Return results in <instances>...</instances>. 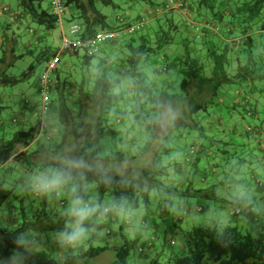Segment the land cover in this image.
I'll use <instances>...</instances> for the list:
<instances>
[{
    "label": "trees",
    "instance_id": "trees-1",
    "mask_svg": "<svg viewBox=\"0 0 264 264\" xmlns=\"http://www.w3.org/2000/svg\"><path fill=\"white\" fill-rule=\"evenodd\" d=\"M44 1L17 0L25 18L18 21L21 24L3 25L0 31V92L29 80L44 64L38 80L42 96L39 85L53 65L46 110L42 102L43 120L30 129L15 131L37 115V102L21 101L10 118L12 127L5 128L4 95L0 94V258L19 253L21 264H62L43 251L19 247L15 241L26 231L62 230L67 198L39 196L19 182L55 156L70 153L112 166L110 178L89 172L87 196L95 184L98 201L110 195L112 203L124 202L123 212L149 207L154 197L159 198L173 230L183 229L185 243L180 253L169 254L165 262L159 253L146 264H264V234L254 236L245 229L261 223L250 214L241 226L186 229L205 212L202 204L191 200L231 203L216 194L218 186H237L246 177L244 182L264 189L263 179L249 166L255 149L264 157V0H178L179 7L170 6L169 0H128L129 11L117 17L115 27L98 9L100 2L119 6L114 0H65L62 20L51 7L43 6ZM143 8L153 9L154 16L142 14ZM68 14L80 25L83 40L103 33L118 35L99 44L96 54L80 49L84 53L77 61L80 50H54L45 39L61 29ZM179 17L184 20L185 33L175 22ZM29 30L33 38L20 47L23 31ZM175 43L182 52L171 57L165 49ZM26 56L32 62L22 74L13 75V68ZM154 58V66L158 62L160 66L154 67L151 82L146 68ZM66 69L69 73L64 75ZM50 109L58 110L61 124L57 143L56 135L42 128ZM162 113H174L164 126L159 123ZM41 137L42 144L32 149ZM217 159L235 163L230 171L219 173L221 166L210 163ZM10 173H17V180L9 178ZM9 185L12 189L8 191ZM18 186L30 196L28 201L19 196L9 200ZM249 199H241L239 206L251 205ZM182 201L185 205L172 213ZM5 207L16 210V228L4 223ZM166 243L176 245L174 239ZM134 247V242L126 240L112 264H131ZM153 247L152 242L149 249ZM108 249L90 246L83 256L68 258L63 264L93 259ZM144 253L145 249L140 254Z\"/></svg>",
    "mask_w": 264,
    "mask_h": 264
},
{
    "label": "rangeland",
    "instance_id": "rangeland-1",
    "mask_svg": "<svg viewBox=\"0 0 264 264\" xmlns=\"http://www.w3.org/2000/svg\"><path fill=\"white\" fill-rule=\"evenodd\" d=\"M49 0H45L43 3V6L46 7L48 5ZM114 2L119 5H105L103 3H98V9L99 11L107 16L108 23L111 26H114L117 24V17L125 15L127 11H129V5L130 2L128 0H114ZM175 22L180 25V32L185 33L186 30L183 27L184 25V20L182 18H177ZM6 22L5 20L2 21L0 18V31L1 27L5 25ZM71 27L72 23L64 21V29L63 31L60 28H57L52 32V34L49 37H46V41L51 42V45L54 50H61L63 49V42H64V37L67 38H75V36L71 35ZM154 27V25H153ZM34 28L39 29L37 26H34ZM150 31V30H149ZM1 33V32H0ZM4 34V32H3ZM12 37V33H9V38ZM33 38V32L32 31H27L22 33L21 40H19V46L21 47L22 43L25 44L27 41ZM125 40V39H124ZM47 42V43H48ZM101 46V45H100ZM103 46V45H102ZM101 46V47H102ZM80 57L77 58V61L82 60V54L84 53V50H80ZM165 52L173 57L174 52H182V47L180 44L175 43L173 45H169L166 49ZM3 51H0V57H2ZM64 59V60H63ZM66 59L64 56L62 57L63 62H66ZM159 59V57H158ZM76 60V59H75ZM154 61L151 62V65L146 68V72L149 76V80L154 82V80L151 77V73L154 69V67H159L160 63L158 62L156 66H154ZM32 62V57L26 56L24 59L19 60L18 63L16 64V67L13 68L11 73L13 75L19 76L22 74V72L28 67V65ZM80 64V62H79ZM81 65L76 69L79 72L81 70ZM46 66L40 65L38 66L35 74L33 76L25 81V82H20L18 85L14 87H8L6 89H3L0 94H3V102H1V105L5 107L4 114L3 116L6 119H10L15 113L17 112L16 107L19 105L21 101H35L37 102V115L36 117L32 118V120L29 121V123L25 125H19L16 127L15 131H18L21 128H24L26 130L30 129L31 127L35 126L38 121L41 119L43 120V107H42V102H43V97L40 95L38 91V80L40 76L44 73ZM72 72L74 73L75 69L71 68ZM69 73V69H66V72L64 75ZM63 75V76H64ZM178 86L175 88V91L178 90ZM56 110V109H55ZM46 116V123H48L47 131H51L53 134H55L56 139L55 142L57 143L60 139V131H61V124L59 121V115H58V110L53 111L52 109L47 110V115ZM10 123V122H9ZM11 124V123H10ZM12 125V124H11ZM10 137V136H9ZM44 141V137H41L40 140L35 142L31 148H36L37 146L41 145L42 142ZM258 152H254L252 155L253 158L257 155ZM218 161H211V165L213 164H219L221 168L217 169V172L221 173L222 170H229L233 168L232 163H235L234 161L229 162H221V160L217 159ZM257 160V161H256ZM253 163V167L255 168V172L258 173L259 177L263 179L264 182V175L261 173L260 168L256 170V166L261 165V160L259 161L258 158H255L253 160H250ZM249 166H251L249 164ZM19 171V169L17 170ZM21 171V170H20ZM207 171H210L209 168H207ZM229 174V172L227 171ZM11 174V173H10ZM18 174L13 173L9 178L11 179H16ZM19 176H23L19 174ZM29 176L25 175L23 179L26 181V178ZM0 177H2V174L0 173ZM233 177V176H232ZM232 177H229V179H232ZM241 180V176L239 177ZM250 178V176H248ZM244 179H242V183H238L237 186H235L233 183L229 186L227 184L218 186L215 190L217 195H220L223 199H229L230 202L233 201L232 197H235L236 194H240L241 198H250L248 202L252 203L251 205L247 207H241L237 206L236 203L234 205L224 203V202H215V201H209V200H204L201 198H195L193 199V202L195 203H200L205 207V212L202 213L200 216L196 217L195 219L191 220V223H188L186 226V229H191L193 226H203V227H216L219 226L221 228L225 226H241L244 221H246L245 217L247 216L246 214L252 215L254 218L260 219L261 223L259 227H254V226H249L245 227V229H250L253 232V235L255 233H258V235H263L264 234V189H258L256 186H253L250 183L244 182ZM198 187H200L198 185ZM12 186L9 185L7 190H11ZM16 190L13 189V194L9 198L11 201L15 197L19 196L23 198L24 201H28L30 199V196H28L27 192L24 191V189L21 186H18L15 188ZM201 189V188H200ZM199 190V189H198ZM153 197L155 196V192L152 193ZM94 198L95 200L98 201L99 199V191L98 187L95 184L90 185V196ZM254 197H257V199L253 200ZM101 203L104 204H112V198L110 195L105 196L102 200ZM163 205V203H162ZM67 206V205H66ZM154 207H157V203L155 202V197L151 200V205L149 207H142L138 210L132 211V212H123L120 210H114L112 213L117 214L119 221L113 224L109 223H100L99 226L93 231V233H90L89 237L87 240H85L81 245L77 246L72 252L71 250L68 251V249H63L64 255H60V250L58 247V242L55 239L56 233L54 231H46L43 233H34L32 231H26L23 233V235H31L35 236L39 240V245L35 248L29 247L30 250H35V251H43L47 254H49L54 260H56L59 263H65L68 258H72L75 256H79V253H81L80 247H83L85 249V252L88 250L90 246L94 247H109L107 251L102 253L101 255L93 258V259H88V260H80L77 261L74 264H112L116 261L117 259V250L121 248L126 240L132 241L135 243V247L129 257V262L131 264H146L148 261L151 260V258L147 261L144 262L140 259V256L142 252H140V248L143 247L145 249L146 254H153L151 257L154 259V256H156V253H160V260L161 262L167 261L168 255L171 253H180L181 247L185 243V238H184V233L183 229L181 230L180 228L177 229V231L171 230L169 231V235L167 236V240H164V238H161V240H156V246L154 249H149L150 246L149 244L152 242L155 245V242L153 241L155 239L153 235V230H148L144 226H142L141 220L143 218H150L151 220L149 223H152L156 221L158 223L159 220H154V218H158V213L154 212ZM208 207L210 208L208 210ZM235 207V208H234ZM252 208L251 213H248L247 210L249 208ZM66 208V207H65ZM64 208V209H65ZM232 208L234 210L232 211ZM180 209V206L175 205L173 210L178 211ZM55 211H59V208L56 207ZM236 211H239L238 215H233ZM242 211V213H241ZM111 213V212H110ZM109 213V214H110ZM114 214V215H115ZM113 215V214H112ZM132 221V227H126L128 225H124L125 223H129ZM145 223V222H144ZM147 223V222H146ZM145 223V224H146ZM161 224V232L164 234V231L167 229L165 226L162 224V222H159ZM122 225V226H121ZM18 226V225H17ZM16 228V226H13L11 228ZM134 227H140L143 228V233L144 236L137 237L135 232H134ZM124 228V230L122 229ZM184 228V227H183ZM184 229V230H186ZM169 230V229H168ZM110 232V233H108ZM160 232V231H159ZM160 232V233H161ZM245 232V231H244ZM169 239H174L176 241V245L173 247H170L169 244L166 242H169ZM165 241V242H164ZM163 246V247H162ZM158 249V251H157ZM139 251V252H138ZM151 251V252H150ZM158 258V259H159ZM15 264H21L18 260L15 261Z\"/></svg>",
    "mask_w": 264,
    "mask_h": 264
},
{
    "label": "clouds",
    "instance_id": "clouds-1",
    "mask_svg": "<svg viewBox=\"0 0 264 264\" xmlns=\"http://www.w3.org/2000/svg\"><path fill=\"white\" fill-rule=\"evenodd\" d=\"M173 116L174 113H162L159 123L164 126ZM111 170V164L102 160L89 161L70 153H62L26 178V186L36 195L50 197L55 194L57 197L67 198L63 213L66 217L65 226L55 235L62 248L70 249L81 245L110 212L124 210L123 201L104 204L86 195L89 172H96L102 178H110ZM15 243L19 247L35 248L40 242L35 236L21 234L17 236ZM17 259L19 253L0 258V264H15Z\"/></svg>",
    "mask_w": 264,
    "mask_h": 264
},
{
    "label": "crops",
    "instance_id": "crops-1",
    "mask_svg": "<svg viewBox=\"0 0 264 264\" xmlns=\"http://www.w3.org/2000/svg\"><path fill=\"white\" fill-rule=\"evenodd\" d=\"M48 9H50V7H51V4H50V0L48 1V5L46 6ZM150 12H151V14L152 15H150L149 17H151L152 18V16H154V11H153V9L152 10H150V11H147V8H143L142 9V14H145V13H147L148 15L150 14ZM0 18L2 19V21H4L5 20V22H6V24L7 23H9V24H13V23H15V24H21V22L20 23H18V21L19 20H21V19H24L25 17H24V14H23V12H22V10L18 7V2H17V0H0ZM132 18V17H131ZM65 21H67V22H70V23H72V25H74V24H78L77 22H75V21H73L72 20V18H71V16H70V14H68L67 15V17H66V20ZM5 24V25H6ZM63 29H64V25L61 27V30L63 31ZM0 42H1V33H0ZM20 108V106L18 107H16V110L18 111V109ZM36 115V114H35ZM35 115L33 114V116L35 117ZM27 117V116H26ZM10 122V119H6V121H5V124H4V126H5V128H10V127H12V125L9 123ZM257 149H255L254 151H253V153H252V155L254 154V152H258L257 153V155L255 156V158H258V160L260 161L261 160V165L258 167V166H256V170L258 169V168H260V171H261V173L264 175V157H263V155H261L260 153H259V151H256ZM258 156V157H257ZM255 158H252L251 160H253V159H255ZM257 161V160H256ZM250 165H253V163L251 162L250 163ZM251 167V166H250ZM249 167V168H250ZM253 172H254V174H258L257 172H255V169L253 170ZM257 177H259V176H257ZM19 184H21V186H25V187H27L26 186V183H25V180L23 179V180H21L20 182H19ZM159 197V196H158ZM233 198V200L234 201H232L231 203H228V204H232V205H234L235 203H236V205L237 206H239L240 205V203H241V199H244V198H241L240 197V194H236L235 195V197H232ZM246 198H248V197H246ZM162 200H160L159 198L158 199H155V202L157 203V207L155 208L154 207V212H156V213H158V218H154V220H159L158 221V223H156V221H154L153 222V224L152 223H149V221L151 220L150 218H143L142 220H141V222H142V226H144L145 228H147L148 230H153V235L152 236H154L155 237V239L153 240L154 242H155V245H154V247L152 248V249H154L155 247H157L156 246V240H161V238H164V240L165 239H167V236L169 235V231H171V230H173V229H175L174 227H172V225H173V222H172V219L170 218V217H167L168 216V213H167V215L165 214V211L167 212V209L165 210V207H163L162 208V203L163 202H161ZM52 202L56 205V203H55V201L52 199ZM191 202H193L192 200H191ZM181 205H185V202L184 201H182L181 203H179V205L178 206H181ZM56 207H59V206H56ZM235 208V207H234ZM234 208H232V211L234 210ZM176 212V210H174V212H172V213H175ZM113 214V215H112ZM115 213H110V214H108L104 219H103V221L101 222V223H109V224H113V223H116V222H118L119 221V218H118V216H117V214H115ZM15 215H16V210L15 209H13V208H11V207H5L4 208V210H3V221H4V223L6 224V225H8V226H16L18 223H16V221H17V219H14L15 218ZM170 216V215H169ZM247 217H248V215L245 217V219H247ZM250 217H253L252 215H250ZM260 220V219H259ZM162 222V224L165 226V228L167 229L166 231H164V234L161 232V224L159 223V222ZM18 222V221H17ZM146 224H145V223ZM125 226L126 225H128V226H126V227H129V228H131L132 227V221H130L129 223H125L124 224ZM99 225H96L95 226V229L98 227ZM122 226V225H121ZM123 230H124V228H122ZM169 229V230H168ZM143 228H140V227H134V232H135V234H136V236L137 237H141L142 236V238H143V236H144V233H143ZM161 233H160V232ZM90 233H93V231L92 232H90ZM165 242V241H164ZM76 248V247H75ZM75 248H70V249H68V251L69 250H71L70 252H72ZM63 249H65V248H62L60 245H59V250H60V255L61 256H63L64 255V251H63ZM80 249H81V253H79V256H83L84 254H85V249L83 248V247H80ZM152 249H151V251H152ZM150 251V252H151ZM157 251H158V249H157ZM154 254V253H153ZM153 254H146V252L144 253V255H141L140 256V259L142 260V261H144V262H147L150 258L152 259V255ZM159 254V252H157L156 253V256ZM156 256H154V257H156ZM78 261H80V260H78ZM84 261V260H83ZM76 263V262H75Z\"/></svg>",
    "mask_w": 264,
    "mask_h": 264
},
{
    "label": "built area",
    "instance_id": "built-area-1",
    "mask_svg": "<svg viewBox=\"0 0 264 264\" xmlns=\"http://www.w3.org/2000/svg\"><path fill=\"white\" fill-rule=\"evenodd\" d=\"M50 4H51V9H52L53 14L58 16V18H60L61 20L64 19V17L66 16L65 0H50ZM168 4L170 6H178V7L180 6L178 0H169ZM142 22L143 20H141L139 24H141ZM217 30L219 31V29ZM81 32H82V29L80 25L78 24L73 25L71 27L70 33L71 35L75 36V38L72 39V38L65 37L64 42H63V49H72L73 51H77L80 49H88L92 54H96L98 52L99 44L113 40L118 35L115 33H103V34H99L95 39L93 38V39L83 40L80 37ZM52 67L53 65H51L48 68L49 70L42 77L41 83L39 85L41 89V94L44 100L45 110H46V107L48 106L47 85L50 80V71ZM42 128L43 129L47 128L45 121H43ZM247 211L251 212L252 208L250 207ZM238 214H239V211H236L233 215H238ZM149 246H151V243L149 244ZM139 250L140 252H143L144 248L141 247Z\"/></svg>",
    "mask_w": 264,
    "mask_h": 264
}]
</instances>
